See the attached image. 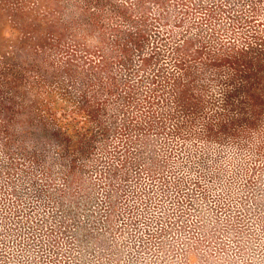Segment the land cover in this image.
<instances>
[{"label":"rangeland","instance_id":"obj_1","mask_svg":"<svg viewBox=\"0 0 264 264\" xmlns=\"http://www.w3.org/2000/svg\"><path fill=\"white\" fill-rule=\"evenodd\" d=\"M0 264H264V0H0Z\"/></svg>","mask_w":264,"mask_h":264}]
</instances>
